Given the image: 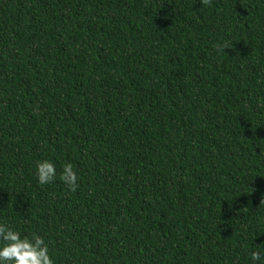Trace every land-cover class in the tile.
Segmentation results:
<instances>
[{
	"label": "trees",
	"instance_id": "obj_1",
	"mask_svg": "<svg viewBox=\"0 0 264 264\" xmlns=\"http://www.w3.org/2000/svg\"><path fill=\"white\" fill-rule=\"evenodd\" d=\"M0 222L54 264H248L264 0H0Z\"/></svg>",
	"mask_w": 264,
	"mask_h": 264
},
{
	"label": "clouds",
	"instance_id": "obj_2",
	"mask_svg": "<svg viewBox=\"0 0 264 264\" xmlns=\"http://www.w3.org/2000/svg\"><path fill=\"white\" fill-rule=\"evenodd\" d=\"M218 47L223 50L224 46ZM35 178L40 186L49 185L59 179L70 191L77 189L79 181L72 163L63 164L58 173L57 165L51 159L36 162ZM252 248L255 250H249L248 264H264V245ZM0 264H54V260L43 236H29L0 222Z\"/></svg>",
	"mask_w": 264,
	"mask_h": 264
}]
</instances>
